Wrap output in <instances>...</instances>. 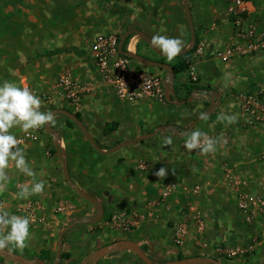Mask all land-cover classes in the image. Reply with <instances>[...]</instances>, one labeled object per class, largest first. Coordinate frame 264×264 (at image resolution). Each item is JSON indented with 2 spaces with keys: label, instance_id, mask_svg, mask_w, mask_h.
<instances>
[{
  "label": "crops",
  "instance_id": "0c3cea01",
  "mask_svg": "<svg viewBox=\"0 0 264 264\" xmlns=\"http://www.w3.org/2000/svg\"><path fill=\"white\" fill-rule=\"evenodd\" d=\"M251 3L254 11L249 23L264 31V0ZM188 4L198 43L186 71L174 74L172 87L179 101L195 95L192 103L198 102L197 109H182L174 104L172 109L169 103L150 100L134 104L121 101L128 106L113 103L110 91L100 85L91 55V46L98 36L122 37L131 30L143 32L150 40L154 35L178 37L184 42L182 51L189 48L191 31L184 0H0V84L10 82L21 87L26 81L41 92L52 93L60 76L68 71L79 82L96 86L75 115L80 116L101 151L138 141L110 155L101 154L93 150L78 127L70 126L69 118L57 115L51 129L58 137L60 153L45 125L37 131L25 132L20 125L9 129L17 139L34 135L33 140L18 146L33 175H26L10 161L4 169L6 180H0V208L8 215L20 216L19 202L38 201L44 206L39 216L48 224H30L24 248L9 242L1 250L37 264H54L60 233L76 222L96 218V208L67 184L64 155L72 183L102 205V219L95 224L79 223L64 235L60 264H94L92 256L120 241L135 242L160 264L184 259L264 264V216L256 215L251 223L247 222L238 208L235 191L225 178L229 167L243 181L245 192L264 197V163L260 161L264 153V124L244 118L239 100L242 94L261 93L264 103V53L254 58H236L230 63L216 59L215 53L229 47L234 33L226 7L222 9L215 0H188ZM199 44L207 52L203 58H195ZM126 51L164 62L174 70L180 64L176 58L173 63L163 61L137 35L128 40ZM191 65L199 77L197 84L190 78ZM137 69L166 76L162 69L140 63ZM193 86L197 90L186 98ZM217 96L220 107L193 131L227 134L228 147L209 153L188 150L185 143L190 135L180 139L173 131L145 138L163 128L186 131L213 103L217 105ZM67 107L57 108L70 111ZM51 109L42 112H52ZM232 116L236 118L232 123L222 119ZM151 139L154 141L146 143ZM134 155L137 157L131 159ZM161 168L166 175L158 177L156 173ZM41 182L43 191L31 193L32 185ZM170 183L176 191L167 206L155 209L154 215L147 217V203L159 200L165 185ZM197 186L202 189L199 194L193 192ZM62 201L69 208L57 214ZM193 208L202 213L201 232L193 221ZM131 213L144 217L136 230L123 233L110 226L113 216ZM184 222L189 234L179 247L174 234ZM8 231L7 226L0 225V236ZM254 239V253L245 258L226 256L227 251L246 248ZM0 264L20 263L11 256H0ZM97 264L141 263L130 251H114Z\"/></svg>",
  "mask_w": 264,
  "mask_h": 264
},
{
  "label": "built area",
  "instance_id": "2783aa9c",
  "mask_svg": "<svg viewBox=\"0 0 264 264\" xmlns=\"http://www.w3.org/2000/svg\"><path fill=\"white\" fill-rule=\"evenodd\" d=\"M226 5L227 14L233 25L234 33L231 44L224 51L215 53V58L230 63L236 58H254L260 53H264V31H261L256 25L249 23L250 16L254 11L251 0H222ZM120 37L115 35H100L91 46V55L97 73L100 85L106 90H112L120 101L137 103L142 100H150L176 105L177 101L166 90V76L150 74L138 69L132 68V60L121 55L119 51ZM207 54L205 46L199 44L196 47L195 58H203ZM190 78L193 84L198 83V74L194 65L189 67ZM21 87H28L41 100L40 111L45 109L57 108L59 105H66L72 112L78 113L86 97L94 93L95 85L81 83L70 72L63 73L52 93H44L35 89L28 82L23 81ZM241 102V112L244 118H251L256 123L264 124V103L261 93L256 95L242 94L239 96ZM35 131L40 128L34 129ZM209 138L217 141L215 149L229 146V135H209ZM33 134H28L19 145H23L26 140H33ZM18 145V146H19ZM201 151L198 149H193ZM216 151V150H215ZM264 163V153L260 157ZM225 178L227 183L235 191L238 208L247 222L251 223L256 215L264 216V197L253 195L243 190L244 183L241 179L235 177L232 169L226 167ZM201 187L197 186L193 190L196 194L201 192ZM176 191L174 184L165 185L162 195L157 201H150L146 205L147 217H152L153 211L167 206L170 196ZM65 202H60L56 213L63 214L68 210ZM44 209L41 202L30 201L27 203H18L17 212L20 216L30 218V224L47 226V220L40 217V211ZM0 212H3L0 208ZM193 221L201 232L204 228V220L200 210L193 208L191 210ZM144 220V217L138 213L115 215L110 221V226L114 230L123 233H130L136 230ZM189 234L186 222L180 224L174 234L175 244L181 247ZM257 240H253L246 248L232 249L226 252L230 259L239 256H247L255 252Z\"/></svg>",
  "mask_w": 264,
  "mask_h": 264
},
{
  "label": "clouds",
  "instance_id": "9594fccd",
  "mask_svg": "<svg viewBox=\"0 0 264 264\" xmlns=\"http://www.w3.org/2000/svg\"><path fill=\"white\" fill-rule=\"evenodd\" d=\"M154 47L167 57L169 61L176 58L184 47V42L178 37L154 35L151 39ZM41 100L28 87H19L10 82L0 84V180H6L4 169L14 161L17 168L26 175L32 176L33 171L28 167L24 153L18 145L21 143L17 137L9 132V129L20 125L25 132L39 128L53 122L50 112L40 111ZM228 123L235 121V117H226ZM171 141L169 140L168 143ZM217 141L209 138L200 131H193L185 143L188 150L200 149L204 153L214 152ZM156 175L165 176L166 170L161 168ZM44 184L35 183L31 187V193H40ZM28 190L25 189V193ZM31 220L27 216L8 215L0 212V225L7 226L9 231L0 236V248H4L9 242L18 248H24L30 236Z\"/></svg>",
  "mask_w": 264,
  "mask_h": 264
},
{
  "label": "water",
  "instance_id": "95a60500",
  "mask_svg": "<svg viewBox=\"0 0 264 264\" xmlns=\"http://www.w3.org/2000/svg\"><path fill=\"white\" fill-rule=\"evenodd\" d=\"M184 6H185V10H186V14H187V18H188V22H189V26H190V31H191V45L189 48L181 51V53L179 55L176 56V58L179 57H183L186 54L190 53L192 50H194L195 45H196V32H195V26L193 23V18H192V13L188 4V0H184ZM137 35L139 36L146 44L147 46L153 50L159 57L162 58H167L166 56H164L159 50H157L151 43V40L148 38V36L146 34H144L143 32L139 31V30H131L128 31L127 33H125L120 40V44H119V51L121 53V55L128 57L140 64L149 66V67H156L159 69H162L163 71H165L166 73V90L170 93V95L177 101L176 105L178 106H185L187 104H191L194 100H195V95H192L188 100L186 101H179L176 92L174 91L172 84L174 82V68L171 65H168L164 62H156V61H151L148 60L146 58H144L143 56H140L138 54L132 53L130 51H124V45L125 42L128 40V38ZM217 105H214V103L212 104L211 108L209 110H207L206 112H204L201 117H199L194 123L193 125L187 129L186 131H181V130H175L173 128H163L160 129L158 131H156L155 133H152L148 136H146V139L152 138L153 136H155L156 134H158L161 131H173L176 132V135L180 138L183 139L185 137H187L188 135H190L193 130L195 129V127L202 122L205 118L209 117L210 115L213 114V112L220 107V98L217 96ZM51 114L53 115V118L57 115H63L67 118H69L71 121H73L75 123V125L80 129V131L83 133V135L86 137V139L88 140V142L90 143V145L92 146V148L101 154H106V155H110L112 153H114L115 151H117L118 149L130 146V145H134L135 143H137L138 141H134L132 143L129 144H123L120 145L110 151L107 152H102L101 149L98 147L97 143L95 142V140L92 138V136L90 135V133L88 132L87 128L84 126V124L82 123V121L80 119H78V117L71 113L68 110L65 109H56L53 110L51 112ZM52 124V123H51ZM51 124H45V131L47 134L51 135L53 137V143L54 146L61 152L60 150V146H59V141H58V137L54 135L52 129H51ZM63 157V173H64V177L65 180L67 182V184L69 185V187L71 189H73L82 199H84L86 202L92 204L96 210H97V216L96 218H94L93 220H88V221H81V222H76L74 224H72L70 227H68L66 230L62 231L59 235V243H58V249H57V254H56V259L54 264H60L61 261V257H62V245H63V238L64 235L71 229H73L77 224L79 223H90V224H95L97 222H99L102 219V205L92 196L88 195L87 193H85L84 191H82L81 189H79L78 187H76L73 183L72 180L70 178V174H69V169H68V161L66 160V158L64 157V155H62ZM114 251H130L131 253H133L143 264H159L156 263L155 261H153L143 250L140 246H138L135 242L133 241H120L117 243H114L113 245H110L108 247H105L103 249H101L100 251H98L94 256L91 257V259H95V263L97 264L98 261L102 260L103 258H105L106 256H108L109 254H111ZM0 256L2 257H7V256H11L15 262H18L20 264H37L33 261L30 260H26L18 255H14V254H9L3 250L0 249ZM164 264H219L218 261L216 260H209V259H184V260H180V261H175V262H169V263H164Z\"/></svg>",
  "mask_w": 264,
  "mask_h": 264
},
{
  "label": "rangeland",
  "instance_id": "374dc122",
  "mask_svg": "<svg viewBox=\"0 0 264 264\" xmlns=\"http://www.w3.org/2000/svg\"><path fill=\"white\" fill-rule=\"evenodd\" d=\"M217 3H219V6L222 8V9H224L225 7H226V5H225V3L222 1L221 2V0H215ZM163 61H166V62H170V63H173L172 61L173 60H171V61H169L167 58H164V60ZM221 65H223L224 63H221V62H219ZM139 63L138 62H136V61H132V68L133 69H137V65H138ZM162 76H164L165 77V75L163 74ZM110 93H111V95H112V97H111V101L113 102V103H115V104H119V105H125V106H128V104L127 103H123V102H121L117 97H116V95H115V93L112 91V90H110ZM238 93H241V92H238ZM242 93H246V92H242ZM129 103V102H128ZM172 109H175V106H173L172 104H168ZM191 107V108H193V107H195L196 109L198 108V102H194V103H192V104H187V105H185V106H182V109H184V108H187V107ZM237 106H239V104H237ZM68 108V107H67ZM69 109V108H68ZM181 109V108H180ZM70 111H71V109H69ZM182 111V110H181ZM150 141H154L153 139H151V140H146V143H149ZM94 150V149H93ZM137 157V155H134V157H132V156H130V158L131 159H134V158H136ZM131 253V252H130ZM131 255H133V257H135V259H137L136 258V256L133 254V253H131ZM245 258V257H244ZM138 261V260H137ZM139 263V262H138ZM158 263V262H157ZM160 264V263H159Z\"/></svg>",
  "mask_w": 264,
  "mask_h": 264
},
{
  "label": "trees",
  "instance_id": "16d2710c",
  "mask_svg": "<svg viewBox=\"0 0 264 264\" xmlns=\"http://www.w3.org/2000/svg\"><path fill=\"white\" fill-rule=\"evenodd\" d=\"M134 36H135V35H134ZM130 38H132V37H130ZM130 38H129V39H130ZM129 39H128V40H129ZM120 40H121V37H120ZM128 40L125 42V45H124V48H123L124 51L127 50V43H128ZM197 43H198V38H197V40H196V44H197ZM194 49H195V48H194ZM193 52H194V50H192L190 53L186 54V55L183 56V57L176 58V59L180 62V64H179V66L176 67L175 70H174V74H175V75H178V74H180L181 72L186 71L187 66H188V65H187V61H189V59L191 58ZM131 60H132V59H131ZM195 90H197V88H196V86H193L192 89H190L189 92H188V94L186 95V98L190 97L191 94H192V92L195 91ZM56 109H58V108H52L51 111L56 110ZM50 113H51V112H50ZM76 116L78 117V119L81 120V118H80V116H79L78 114H76ZM69 124H70V126L72 125V126H74V127L77 128V126H76L73 122L69 121ZM108 128H109V127H108ZM79 130H80V129H79ZM142 250H143L145 253H147L146 250H145V248H143ZM136 258H137V257H136ZM137 260H138L139 263L143 264L138 258H137ZM156 263H157V262H156Z\"/></svg>",
  "mask_w": 264,
  "mask_h": 264
}]
</instances>
